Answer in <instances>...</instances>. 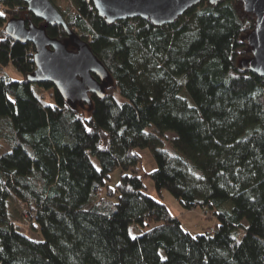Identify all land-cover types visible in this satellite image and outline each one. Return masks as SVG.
Listing matches in <instances>:
<instances>
[{"label": "trees", "instance_id": "trees-1", "mask_svg": "<svg viewBox=\"0 0 264 264\" xmlns=\"http://www.w3.org/2000/svg\"><path fill=\"white\" fill-rule=\"evenodd\" d=\"M51 1L110 80L96 76L104 93H90L89 115L52 83L31 81L34 45L5 28L15 17L44 22L20 0L0 3V69L21 73L0 75V264H264V77L250 70L246 41L255 17L220 0L166 25L112 23L91 0ZM46 29L68 39L62 25ZM140 147L161 167L141 174ZM146 178L219 222L193 235Z\"/></svg>", "mask_w": 264, "mask_h": 264}, {"label": "water", "instance_id": "water-1", "mask_svg": "<svg viewBox=\"0 0 264 264\" xmlns=\"http://www.w3.org/2000/svg\"><path fill=\"white\" fill-rule=\"evenodd\" d=\"M10 0H0V3ZM43 24L27 23L23 17L8 21L5 30L14 39L34 45L36 69L30 76L35 83H52L72 104L92 103L90 93H104L96 80H110V73L94 54L88 43L68 28L65 17L51 0H20ZM102 17L112 22L139 17L153 24L173 23L190 7L203 1L217 4L220 0H91ZM253 15L256 24L247 36L253 56L248 60L250 70L264 77V0H239ZM48 25H62L68 39L58 40L47 34Z\"/></svg>", "mask_w": 264, "mask_h": 264}, {"label": "rangeland", "instance_id": "rangeland-1", "mask_svg": "<svg viewBox=\"0 0 264 264\" xmlns=\"http://www.w3.org/2000/svg\"><path fill=\"white\" fill-rule=\"evenodd\" d=\"M56 6L64 7V3L62 0H55L54 1ZM55 6V5H54ZM59 9V8H58ZM0 74L7 76H11L14 79L21 78V73L15 71V69L12 66H8L7 68L0 69ZM44 94L46 95L47 99H50V91L45 90ZM117 99L121 102H124V99L119 94L117 95ZM78 108L83 112L86 113V115H89L90 110L92 108V105L89 102H77ZM169 137L172 139V137L175 136V132H169ZM3 148L2 151L6 152L11 149H9L5 142H3ZM138 153L142 156L141 160V174L144 173H151L152 171L158 169L161 167V157L154 155L148 148H138ZM94 164L97 168H101L99 161L94 158ZM120 173L121 169H116L110 174V178L107 181L108 186L110 187H116L117 184L120 182ZM145 186H147V192L152 196L155 197L158 201L162 202L163 204H166V206L169 208L170 212L176 217H180L184 228L188 229L193 235H199L211 227H215V224L219 222V220L214 217L211 213L205 212V210L201 207H197L193 210H186L178 200L176 196H173L172 192L167 188L164 187L161 190H158L155 186L154 181L151 178H146L145 180ZM116 200V199H115ZM17 210L16 206H13V210ZM15 210V211H16ZM15 218H21V216L16 215ZM29 235L34 237L35 239H43L42 234H40L39 231H35L33 227L27 228ZM132 235H138L140 234L141 230H139L136 226H133L131 228Z\"/></svg>", "mask_w": 264, "mask_h": 264}, {"label": "crops", "instance_id": "crops-1", "mask_svg": "<svg viewBox=\"0 0 264 264\" xmlns=\"http://www.w3.org/2000/svg\"><path fill=\"white\" fill-rule=\"evenodd\" d=\"M12 206H16L17 210H16V215L20 216L23 212V207L20 203H18L17 201H15L14 199L11 201Z\"/></svg>", "mask_w": 264, "mask_h": 264}, {"label": "built area", "instance_id": "built-area-1", "mask_svg": "<svg viewBox=\"0 0 264 264\" xmlns=\"http://www.w3.org/2000/svg\"><path fill=\"white\" fill-rule=\"evenodd\" d=\"M35 52L36 51H32V54H34L35 55ZM1 75V74H0ZM205 212H207V211H205ZM208 213V212H207ZM27 216H29V217H31L32 216V220H34L36 217H37V214L35 213V214H33V215H27ZM20 223V222H19ZM31 222H28V224H30ZM22 224V223H21ZM31 225V224H30ZM27 226V225H26Z\"/></svg>", "mask_w": 264, "mask_h": 264}, {"label": "snow or ice", "instance_id": "snow-or-ice-1", "mask_svg": "<svg viewBox=\"0 0 264 264\" xmlns=\"http://www.w3.org/2000/svg\"><path fill=\"white\" fill-rule=\"evenodd\" d=\"M0 15H3V13H0Z\"/></svg>", "mask_w": 264, "mask_h": 264}]
</instances>
